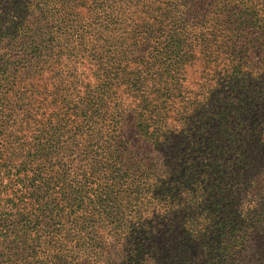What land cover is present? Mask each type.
Masks as SVG:
<instances>
[{"label":"trees","instance_id":"1","mask_svg":"<svg viewBox=\"0 0 264 264\" xmlns=\"http://www.w3.org/2000/svg\"><path fill=\"white\" fill-rule=\"evenodd\" d=\"M6 3L12 28L0 30V51H15L0 60V264H264V212L248 176L261 154L228 131L227 145L220 134L192 152L172 133L174 83L158 86L162 73L179 74L165 65L172 35L146 68L96 86L105 94L91 108L60 113L58 99L71 103L67 64L88 52L85 30L53 0ZM98 62L92 77L106 69ZM260 94L264 104V84ZM128 112L151 154L124 140Z\"/></svg>","mask_w":264,"mask_h":264},{"label":"rangeland","instance_id":"2","mask_svg":"<svg viewBox=\"0 0 264 264\" xmlns=\"http://www.w3.org/2000/svg\"><path fill=\"white\" fill-rule=\"evenodd\" d=\"M172 1L53 0L62 8V14L69 15V26L85 30L78 41L88 48L78 59V66L76 53L72 56L74 61L67 64L74 72L65 92L70 105H62L60 99L56 105L63 110L60 113L78 105L91 108L89 101L105 94L101 93L104 88L96 86H112L121 70L127 74L146 68L150 57L166 47L172 35L174 51L165 65L177 67L179 74H172L169 79L170 72L162 73L166 79L158 82L159 87L165 82L174 83L167 124L189 146V152L202 139L214 141L220 134L227 145L222 134L228 131L234 140L237 138L243 146L261 154L257 158L259 167H253L248 176L257 184L255 189L259 190L264 212V104L257 100L264 84V0H174L173 7ZM7 7L6 0H0V30L12 28L9 20L13 17H6ZM69 37L77 41L71 34ZM99 49H107L109 57L103 59ZM14 51V47L6 46L0 51V60ZM95 53L98 55L93 56ZM99 60L106 69L92 77ZM29 77L38 89L48 80L44 75ZM147 82L152 79L147 78ZM86 86L95 91L87 92ZM120 89L117 93L125 103L138 101L139 97H129ZM30 101L32 108L40 104L38 97ZM132 113H126L122 136L132 150L143 156L151 154V147L140 140L132 125Z\"/></svg>","mask_w":264,"mask_h":264}]
</instances>
